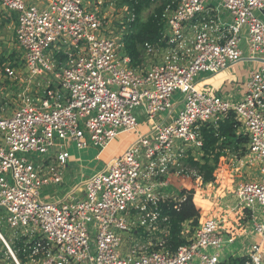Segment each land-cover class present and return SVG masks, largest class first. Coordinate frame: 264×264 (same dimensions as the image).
<instances>
[{
  "label": "built area",
  "instance_id": "2783aa9c",
  "mask_svg": "<svg viewBox=\"0 0 264 264\" xmlns=\"http://www.w3.org/2000/svg\"><path fill=\"white\" fill-rule=\"evenodd\" d=\"M0 12L15 16L18 65L1 69L12 83L0 82V211L11 233L8 241L0 232V264H218L234 231L216 219L192 232L183 225L187 243L171 251L159 204L185 200L172 178L202 183L184 161L201 155L202 126L230 113L246 138L244 160L258 168L238 180L236 206L250 214L254 236H264V0L173 1L158 40L141 46L145 67L124 48L135 13L113 0H0ZM243 60L254 65L239 99L198 88L200 74ZM140 117L145 133L64 189L68 142L101 150L122 132L137 133ZM29 154L47 158L35 164ZM42 188L53 196L41 198ZM262 255L253 244L247 264Z\"/></svg>",
  "mask_w": 264,
  "mask_h": 264
},
{
  "label": "crops",
  "instance_id": "0c3cea01",
  "mask_svg": "<svg viewBox=\"0 0 264 264\" xmlns=\"http://www.w3.org/2000/svg\"><path fill=\"white\" fill-rule=\"evenodd\" d=\"M2 14H5L7 16V17L2 16L3 17L2 19L7 18L9 23L12 24V46L14 48V44H13L14 14L12 13L10 17H8L7 13L5 12H2ZM243 49H244V55L246 56L247 51L245 47ZM11 55L12 54L10 53L8 55H3V56L5 57V60L9 58L8 59L9 62L12 63L10 60ZM8 60L6 61L8 62ZM253 65L254 64L251 62H247L246 60H243L242 62L233 65L232 67H230L225 71L199 77V79L197 80V86L198 88L207 90L210 93L222 94L226 98H229L231 100L239 99L244 92L243 83L247 79V71ZM0 73H2L1 70ZM0 85L2 86V84ZM147 129L148 128L145 122L143 121V117H140L137 133H125V132L120 133L118 138H120L121 141L124 140V142L120 144V147L117 148L114 146L115 148H112V143H114L115 140H117L115 139L111 141L105 148L99 150V152L95 154L94 157L92 158L97 161L99 160L96 170H94L93 172L87 171L88 173H92L90 177L102 171L105 168V166L114 157H117L118 155L123 153V151L133 142V140L138 134L145 133ZM78 162L79 160L74 155L72 156L70 155L67 168L63 171V180H64L63 187L65 190H69L77 185H80L83 183L85 179L90 178V177H86V178L81 177L83 176V174H81V170H82L81 167L76 168ZM219 166L220 165L218 163L214 173L215 175L214 182L207 184L201 183L199 186H194L189 183H184V186L182 187L181 182H179L177 178H172L171 184L173 185V189L176 190V187L179 186L181 187V189L184 188L187 191L189 190L194 191L193 200L196 208L199 211V222L206 219H216L221 223V227L223 230L234 231V233L236 234L237 241L235 242V244H233V246L235 247L230 245L232 247L227 246L218 252V256H217L218 264L224 262L230 256L232 257L250 256L251 246L255 243L259 244L262 249L263 255H262L261 264H264V236L263 237L254 236V234L252 233V220L250 214L247 211H244L236 206V200L233 193L235 191V187L238 182L235 176L237 172L234 173L235 172L234 170L227 169L224 166L223 167L220 166L219 168ZM244 173L247 172L242 170L240 172V177H242ZM249 173L250 176H247V178L249 179L256 176L255 171H251ZM77 175L80 178H82L78 182V184H76ZM256 213L258 214L259 211L256 210ZM262 219H264V217L260 216V220ZM183 225L186 228L189 229L191 228L190 222H186Z\"/></svg>",
  "mask_w": 264,
  "mask_h": 264
},
{
  "label": "trees",
  "instance_id": "16d2710c",
  "mask_svg": "<svg viewBox=\"0 0 264 264\" xmlns=\"http://www.w3.org/2000/svg\"><path fill=\"white\" fill-rule=\"evenodd\" d=\"M116 7L126 6L133 9L136 19L132 24L130 33L124 37V48L127 54L131 57L133 65L137 66L141 60L140 56L143 51L141 46L148 42L154 43L158 40L162 29V13L166 5V0H162L163 5L156 8L154 12L147 17L145 21L141 20L139 15L144 9L158 0H113ZM15 19V16H13ZM7 22H9L7 20ZM3 56L0 64L7 62ZM10 67H18L15 64V51L10 56ZM202 147L201 155L197 159L189 157L185 160V164H189L192 169L196 170L202 178V183H212L215 181V170L222 156L228 151L239 150L245 152L244 145L246 138L238 133V124L230 113L223 121L217 124V127L204 125L201 128ZM242 146L241 149L239 147ZM240 156V155H239ZM242 157V156H241ZM193 190H182L178 193L179 196L186 195L182 202L165 201L159 204L161 214L168 217L169 235L166 238L165 245L169 250H176L179 246L187 243L186 239L181 236L183 224L190 222L191 232L199 223V211L196 208L193 200ZM248 257H228L227 260L220 264H247Z\"/></svg>",
  "mask_w": 264,
  "mask_h": 264
},
{
  "label": "rangeland",
  "instance_id": "374dc122",
  "mask_svg": "<svg viewBox=\"0 0 264 264\" xmlns=\"http://www.w3.org/2000/svg\"><path fill=\"white\" fill-rule=\"evenodd\" d=\"M175 0H166V5L168 4H172V2ZM162 0H158L155 3H152L151 5H149V7H147L146 9H144V11L141 12V14L139 15L140 19L145 21L147 19V17L149 15H151L154 10L156 8H159L161 6ZM7 17L5 14L0 13V61L1 59H3V55H8V54H12V51H15L13 46H12V24L7 22V18L6 19H2L3 17ZM15 56H16V52H15ZM5 59V58H4ZM9 58H7L6 60H8ZM140 60L141 62L138 64L139 66H147L148 64H150V61L148 59H145V55L142 53V55L140 56ZM2 69V64H0V70ZM205 74H200L198 77H196L195 80H198L199 77L204 76ZM2 79V80H1ZM2 81H7L8 83H12L11 81H8L5 77H2V73H0V82ZM1 87V85H0ZM181 99V95H179V93H176L173 98L171 99L172 102H175L177 100ZM238 133L243 135L242 131L238 128ZM119 137V136H118ZM116 138L117 140H115L114 143H112V148L115 147H120V144L122 142H124V140L121 141L120 138ZM115 146V147H114ZM242 146L239 147V149H241ZM67 150L69 155H74L79 162L77 163V167H81V174H83V176H81L82 178H86V177H90L92 175V173H88L89 172H93L94 170H96V167L98 166V161L95 159H92L94 157L95 154H97L99 152L98 148H95L94 146H92L91 144H89L88 147L79 150L75 144L68 142L67 143ZM244 154L245 152L239 150L237 152H234L233 150L228 151L227 155L220 158L219 161V165L220 166H224L227 169H231L234 170V173H238L239 171L241 172L242 170L246 171L247 173H244L242 177H240V172L237 174H235L236 176V180H240V181H244L247 180L249 178H247V176H250L249 172L251 171H255L257 175L258 172V168L257 166H251L250 163L247 162V159L244 160ZM240 155V156H239ZM27 158H29V160L33 161L35 164L37 163H42L47 156L45 155H39V154H29L26 155ZM242 156V157H241ZM55 165V164H54ZM185 165V162H184ZM219 166V168H220ZM186 167H188L189 169H192V167L189 164H186ZM84 171V172H83ZM245 177V178H244ZM77 175V181L76 184H78V182L82 179ZM238 178V179H237ZM254 178V177H253ZM252 179V178H251ZM186 188V186H185ZM176 191L179 193L181 192V187L177 186L176 187ZM54 192L53 190L50 189H46V188H42L40 190V195L41 198L44 195H48L49 197L53 196ZM4 217V213L2 211H0V232L3 234V236L6 238V240L10 241L11 238V233L9 231L8 226L6 225V223L3 220ZM233 246V245H232ZM230 246V247H232ZM235 247V246H233ZM8 264H12L11 261H8Z\"/></svg>",
  "mask_w": 264,
  "mask_h": 264
}]
</instances>
